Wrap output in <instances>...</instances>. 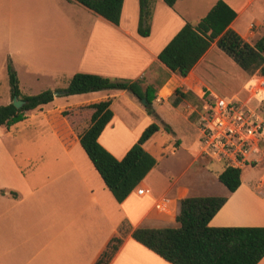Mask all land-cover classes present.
I'll use <instances>...</instances> for the list:
<instances>
[{"label": "crops", "instance_id": "1", "mask_svg": "<svg viewBox=\"0 0 264 264\" xmlns=\"http://www.w3.org/2000/svg\"><path fill=\"white\" fill-rule=\"evenodd\" d=\"M184 1L170 8L164 0H156L150 36L141 37L137 32L139 0H124L119 26L75 1L0 0V45L6 44L8 56L0 63V84L8 75V59L14 57L17 61L13 68L19 85L21 69L29 76H37L33 74H39L38 69L40 73L47 69L53 76L63 72L69 76L92 74L113 81H138L144 87L159 90L152 104L153 114H149L142 101L128 91L67 97L64 90L53 88V94L58 93L54 101L41 109L25 112L23 121L31 122L41 135L50 134V158L38 159L47 165L45 172L24 173L7 149L9 141L17 140L8 137L11 129L1 126L0 150L6 147L4 156L7 158L0 162L4 164L0 168V243L27 238L30 244L32 239L47 236L50 264H96L124 223L131 229L178 227L180 201L190 197L227 198L210 221L211 227H264V174L245 185L241 176V185L234 193L224 190L218 180L221 173L217 177L211 174L210 182L220 193L195 195L183 178L198 163L199 148L183 173L174 176L167 168L170 156H176L184 148L189 150L195 142L198 144V131L194 133L197 128L192 119L195 108L186 99L197 96L201 100L204 91L200 90L201 95L196 93L201 84L206 86L207 93L221 97L210 86L213 60L212 70L208 66L201 74L196 71L213 49L220 51L216 43L185 78L170 72L158 61L160 51L188 23L176 10ZM256 4H259L255 7L257 17L246 16ZM227 5L237 14L230 28L244 40L251 43L264 35V0H227ZM40 32L50 35V53L45 56L50 60L48 68L30 65L28 60L35 52L31 47L24 51L22 48L13 50L12 46L19 38L37 36ZM160 74L162 77L156 80L155 76ZM249 83L244 85L245 91ZM26 84L32 83L27 81ZM178 89L187 97L172 106L170 97ZM235 99L238 98L232 100ZM107 100L111 101L113 118L98 142L117 160L137 143L149 125L159 126L158 132L143 145L156 164L122 203L108 190L79 143V134L88 128L93 113L89 106ZM36 117L38 122H35ZM140 189L144 191L142 195L138 194ZM43 229H47V233L41 231ZM28 258L24 264L33 263V259ZM109 264L169 263L127 234ZM259 264H264V258Z\"/></svg>", "mask_w": 264, "mask_h": 264}, {"label": "trees", "instance_id": "2", "mask_svg": "<svg viewBox=\"0 0 264 264\" xmlns=\"http://www.w3.org/2000/svg\"><path fill=\"white\" fill-rule=\"evenodd\" d=\"M84 6L115 26H119L124 0H70ZM156 0H139L138 35L149 37L153 5ZM182 0H164L173 8ZM236 13L223 2L217 3L196 26L186 23L158 54V61L170 72L187 77L204 55L216 43L217 48L229 57L244 73L264 78V35L254 44L244 40L230 28ZM11 98L26 104L16 109L12 103L0 107V127L23 122L25 112L42 108L54 101L47 90L33 96H22L16 73L8 60ZM128 91L139 101H146L149 114L157 99L152 86L144 87L138 81H113L99 75L76 74L65 89L66 96L84 95L101 91ZM177 106L187 95L180 90L174 93ZM111 101L89 106L93 111L88 128L79 134V143L93 167L118 203H122L154 168L156 161L143 145L159 130L149 125L126 155L117 160L98 142L113 118ZM169 131V128L165 126ZM242 170L225 167L219 182L234 193L241 185ZM4 194V191H1ZM16 196V194H13ZM225 197H191L180 201L176 228H137L124 223L119 235L113 238L96 264H109L124 238H131L169 264H259L264 258V227L209 226L210 221L226 203Z\"/></svg>", "mask_w": 264, "mask_h": 264}, {"label": "rangeland", "instance_id": "3", "mask_svg": "<svg viewBox=\"0 0 264 264\" xmlns=\"http://www.w3.org/2000/svg\"><path fill=\"white\" fill-rule=\"evenodd\" d=\"M219 2H223L227 4V0H186L181 5H177L176 10L178 13L186 18V22L190 23L193 26H196L199 21L204 19L210 10ZM259 4H256L253 8H250L246 16L253 18L257 17L258 14L255 12V7ZM231 8V7H230ZM235 13L236 10L231 8ZM74 21V18H72ZM254 31L256 30L253 28ZM259 30V29H258ZM264 32V31H263ZM255 40H252L251 44H254ZM35 41L32 45L31 42ZM250 43V41H249ZM13 50L17 48H22L26 51L29 47H31L35 52L33 56L29 58L30 65L33 67H42L48 68L50 64V60L48 57H45L48 53H50V35L46 32H40L37 36H24L19 38L16 44H12ZM6 52V44L5 46L0 45V63L8 58ZM37 54V57H36ZM11 63V67L13 68V63L17 61L16 58L11 57L8 59ZM211 60H213V70L210 66ZM208 66H210V70L212 72L210 75V86L214 91L220 93L221 97L231 100L234 98H238L235 100H240L245 104H248L252 107L259 106L258 100H261L264 96L260 94L259 96H254V91L260 86V82L264 81V78L259 75L248 76L222 51H217L213 49L211 53L207 56L205 61L197 68V74H201L208 70ZM8 68V64H7ZM8 70V69H7ZM40 69H38L39 74H33L37 76H29L24 75V70H20V85L19 91H22L24 96L26 95H37L47 90H53V88L57 90H65L68 88L69 83L72 79L73 75H67L65 72L60 76L51 75L50 72H47V69L44 72L40 73ZM15 71V70H14ZM8 72V71H7ZM16 73V71H15ZM49 73V74H47ZM162 75L155 76L156 80H159ZM242 79V80H241ZM249 87H252L253 90L245 91L244 85L249 82ZM0 84V106H6L10 103H13V100L10 101L11 91L9 84V73L6 77V80H2ZM27 81H30L32 84L27 85ZM19 83V80H18ZM196 90V93L201 95L200 90L202 89L207 93L206 86L201 84ZM180 90V89H178ZM159 92V90L157 89ZM157 92V94H158ZM183 94V91L180 90ZM21 93V92H20ZM175 91L170 97V104L173 106L175 102ZM21 94V95H22ZM22 95V96H23ZM203 95V94H202ZM69 97V96H67ZM189 101L190 105L200 110L201 100L199 97H188L186 99ZM141 103V102H140ZM163 105V103H158ZM260 110L264 115V99L261 100ZM70 111H66V114H69ZM197 113L194 114L192 119L194 123L197 125ZM36 117L35 122H38L39 119ZM18 124V123H16ZM11 125L6 127L7 129H11V133L8 135L9 138H15L17 141H9L7 144V149L11 151V155L15 157L16 161L20 163L22 170L27 175H31L32 171H42L45 172L47 169V165H44L38 159L41 158H50V134L44 133L41 135L39 132L34 130V126H31V122L29 121L23 122L21 125ZM16 126V127H15ZM197 128V127H196ZM197 133V130L196 132ZM81 134V133H80ZM198 138V133H197ZM195 142V141H194ZM186 144L191 145L190 142ZM198 148L197 142H195L194 146L189 150L184 148L180 150L176 156H170L167 160V168L172 172V174L179 175L183 173L188 163L190 162V157L195 155L196 149ZM6 147H3V150H0V162H4L5 157L4 153L6 152ZM4 167L3 163H0V168ZM224 167L221 164L211 161L210 159L203 158L200 156L198 158V163H196L190 171L184 174L183 180L191 187L192 191L195 195H207L209 193H220L214 185L210 182V176L217 177L219 173L223 171ZM212 174V175H211ZM264 174V158L258 165L253 167H249L243 171L242 179L244 185L247 182H253L257 180L258 175ZM224 190H227L223 187ZM200 191V192H199ZM200 193V194H198ZM191 198V197H190ZM6 203H3L5 206ZM47 233V229L41 230ZM5 237L3 238V240ZM27 238H22L16 242H9L8 240H4L5 242L0 243V264H24L25 259L30 258L33 259L32 264H50V243L48 242L47 236L45 238H40L38 240L32 239L30 244H27ZM27 260V261H28Z\"/></svg>", "mask_w": 264, "mask_h": 264}, {"label": "built area", "instance_id": "4", "mask_svg": "<svg viewBox=\"0 0 264 264\" xmlns=\"http://www.w3.org/2000/svg\"><path fill=\"white\" fill-rule=\"evenodd\" d=\"M246 90L250 91L247 87ZM254 94L255 97L264 95V84L255 89ZM261 100H258L259 106L252 107L240 100H228L204 92L200 110L194 109L198 115L196 127L200 156L224 168L243 170L258 165L264 158ZM143 193V189L138 190V194Z\"/></svg>", "mask_w": 264, "mask_h": 264}, {"label": "water", "instance_id": "5", "mask_svg": "<svg viewBox=\"0 0 264 264\" xmlns=\"http://www.w3.org/2000/svg\"><path fill=\"white\" fill-rule=\"evenodd\" d=\"M58 93H54V96H56ZM13 105H14V107L16 108V109H20V108H22L25 104H26V102H24V101H22V100H18L16 97L15 98H13V103H12ZM142 104L144 105V106H146V101L145 100H142Z\"/></svg>", "mask_w": 264, "mask_h": 264}, {"label": "bare ground", "instance_id": "6", "mask_svg": "<svg viewBox=\"0 0 264 264\" xmlns=\"http://www.w3.org/2000/svg\"><path fill=\"white\" fill-rule=\"evenodd\" d=\"M262 84H264V81H261V82H260V86H261ZM247 86H248V85H247ZM249 88H252V87H249Z\"/></svg>", "mask_w": 264, "mask_h": 264}]
</instances>
